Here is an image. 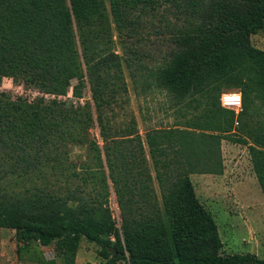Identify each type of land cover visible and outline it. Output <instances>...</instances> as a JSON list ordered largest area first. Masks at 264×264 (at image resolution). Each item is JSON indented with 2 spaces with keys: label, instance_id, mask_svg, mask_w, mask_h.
Listing matches in <instances>:
<instances>
[{
  "label": "trees",
  "instance_id": "16d2710c",
  "mask_svg": "<svg viewBox=\"0 0 264 264\" xmlns=\"http://www.w3.org/2000/svg\"><path fill=\"white\" fill-rule=\"evenodd\" d=\"M162 7L158 22L170 46L146 86L165 92L176 113H192L143 140L126 115L113 33L126 63L136 65V82L147 69L134 63L139 36ZM259 32L264 0H0V86L10 78L76 100L0 92V228L22 244L55 242L63 264H75L82 239L104 264H264L253 254L222 253L215 219L190 178L221 175V140L263 112L264 51L250 40ZM223 89L242 93L237 118L220 105ZM95 127L101 145L90 138ZM238 141L264 198V125ZM80 147L93 166L70 162ZM48 177L59 178L58 189H46ZM110 190L119 227L105 206Z\"/></svg>",
  "mask_w": 264,
  "mask_h": 264
},
{
  "label": "rangeland",
  "instance_id": "374dc122",
  "mask_svg": "<svg viewBox=\"0 0 264 264\" xmlns=\"http://www.w3.org/2000/svg\"><path fill=\"white\" fill-rule=\"evenodd\" d=\"M164 7L158 8L155 22H146L140 37V43L136 48L137 59L141 66L146 67L138 74L136 82L130 78L131 69L136 65H129L124 60L123 51L118 44L117 34L114 32V52L121 58L123 75L128 89L127 116L133 117L136 129L145 138V133L152 129L171 128L176 123L183 124L191 118L189 112L185 115L176 113L165 92L150 89L146 86L151 82L149 72L154 68L169 49L168 35L162 31L158 22L159 13ZM153 15L148 14L147 19ZM251 44L264 51V32L251 36ZM12 81V88H5L8 79H3L0 92L10 96L11 99L24 97L28 100L35 98V90H30L21 83ZM143 84V85H142ZM22 93L16 92L17 88ZM238 91L235 89H223V92ZM41 94V93H40ZM45 100L55 99L54 95L41 94ZM59 100H76L70 93L66 97H57ZM82 102V101H81ZM261 115H255L245 120L244 131L240 124L234 126V135L221 140L220 152L223 163L221 175L191 174L190 178L195 189L196 197L200 203L212 214L218 227L220 238L223 242V254H253L264 259V198L252 170L247 148L238 143V139H246V133L255 134V130L264 125V107ZM128 117V118H129ZM90 138L101 145L98 128L89 132ZM236 140V141H235ZM250 142V141H249ZM70 162L94 165L90 160L91 154L87 147L73 148L69 153ZM106 170V168H104ZM59 178H46L47 190L58 189ZM57 186V187H56ZM116 222L120 225L119 209L115 195L110 190L107 204L105 205ZM98 247L85 239L80 241L75 262L77 264H104V260L98 256ZM0 264H63V259L55 250V242L48 247L38 243H20L11 229L0 228ZM116 264H128L122 260Z\"/></svg>",
  "mask_w": 264,
  "mask_h": 264
},
{
  "label": "clouds",
  "instance_id": "9594fccd",
  "mask_svg": "<svg viewBox=\"0 0 264 264\" xmlns=\"http://www.w3.org/2000/svg\"><path fill=\"white\" fill-rule=\"evenodd\" d=\"M5 88H12V81L9 78L8 82L4 85ZM16 92L18 94L22 93L21 88H17ZM243 96L239 91H232L222 94L221 96V107H224L229 110L239 111L242 107Z\"/></svg>",
  "mask_w": 264,
  "mask_h": 264
},
{
  "label": "built area",
  "instance_id": "2783aa9c",
  "mask_svg": "<svg viewBox=\"0 0 264 264\" xmlns=\"http://www.w3.org/2000/svg\"><path fill=\"white\" fill-rule=\"evenodd\" d=\"M227 93V92H226ZM224 94V93H223ZM35 97L36 96H41V94L39 93V92H35ZM221 96H222V94H221ZM221 96H220V99H219V101H220V105H221ZM222 108H224V107H222ZM224 109H226V108H224ZM227 110H229V109H227ZM230 111H232V112H234V115H235V117L237 118L238 117V115L242 112V107H241V109L239 110V111H236V110H230ZM237 124V122L235 123V125Z\"/></svg>",
  "mask_w": 264,
  "mask_h": 264
},
{
  "label": "crops",
  "instance_id": "0c3cea01",
  "mask_svg": "<svg viewBox=\"0 0 264 264\" xmlns=\"http://www.w3.org/2000/svg\"><path fill=\"white\" fill-rule=\"evenodd\" d=\"M75 264H77V261L75 262Z\"/></svg>",
  "mask_w": 264,
  "mask_h": 264
}]
</instances>
